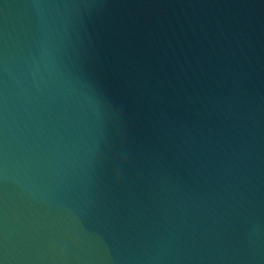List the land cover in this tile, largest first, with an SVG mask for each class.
Segmentation results:
<instances>
[{
    "label": "water",
    "instance_id": "95a60500",
    "mask_svg": "<svg viewBox=\"0 0 264 264\" xmlns=\"http://www.w3.org/2000/svg\"><path fill=\"white\" fill-rule=\"evenodd\" d=\"M0 264H264V0H0Z\"/></svg>",
    "mask_w": 264,
    "mask_h": 264
}]
</instances>
